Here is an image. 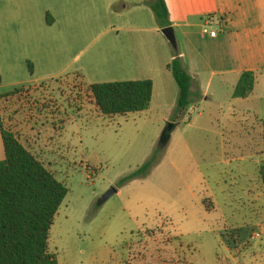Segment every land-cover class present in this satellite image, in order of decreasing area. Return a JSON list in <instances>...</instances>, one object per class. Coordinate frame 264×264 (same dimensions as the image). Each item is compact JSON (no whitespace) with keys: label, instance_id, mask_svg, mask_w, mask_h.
<instances>
[{"label":"rangeland","instance_id":"rangeland-1","mask_svg":"<svg viewBox=\"0 0 264 264\" xmlns=\"http://www.w3.org/2000/svg\"><path fill=\"white\" fill-rule=\"evenodd\" d=\"M206 10V34L252 24L264 44V0H214ZM41 87L2 101L0 122L68 189L49 232L56 264H264V78L253 98L212 90L178 119L162 110L106 117L78 82ZM24 106L63 127L21 138Z\"/></svg>","mask_w":264,"mask_h":264},{"label":"crops","instance_id":"crops-1","mask_svg":"<svg viewBox=\"0 0 264 264\" xmlns=\"http://www.w3.org/2000/svg\"><path fill=\"white\" fill-rule=\"evenodd\" d=\"M147 1L0 0V97L20 88L33 92L56 81L72 80L87 89L94 84L148 80L153 85L149 110L174 113L178 88L168 66L175 50ZM164 1L180 58L193 79L189 110L199 95L207 100L213 91L239 100L233 98V91L247 71L256 73L254 89L246 99L253 98L264 78L262 28L229 24L211 37L204 31L208 22L202 20L214 0ZM64 115L69 123L71 117ZM44 118L40 107L24 106L21 138L38 127L51 125L55 131L64 125L61 117Z\"/></svg>","mask_w":264,"mask_h":264},{"label":"trees","instance_id":"trees-1","mask_svg":"<svg viewBox=\"0 0 264 264\" xmlns=\"http://www.w3.org/2000/svg\"><path fill=\"white\" fill-rule=\"evenodd\" d=\"M146 5L160 29L170 26L164 0H148ZM168 68L178 88L173 114L178 119L192 105L193 79L178 49L173 52ZM29 71H32L31 65ZM255 82V72H243L233 98L249 97ZM152 89V82L148 80L94 84L87 88L94 107L106 117L149 110ZM22 92L21 88L14 89L0 100ZM0 135L4 151V159L0 161V264H56L55 256L49 252V232L68 189L1 122ZM151 162L122 181L145 174ZM259 175L264 188V166Z\"/></svg>","mask_w":264,"mask_h":264},{"label":"water","instance_id":"water-1","mask_svg":"<svg viewBox=\"0 0 264 264\" xmlns=\"http://www.w3.org/2000/svg\"><path fill=\"white\" fill-rule=\"evenodd\" d=\"M162 34L170 44V46L174 49L177 50V42H176V37L173 31V28L167 27L161 30ZM173 127L172 123H169L165 131L163 132L162 135V140L165 141L166 138L168 137V133L170 132L171 128ZM116 193L115 189H110L107 191L98 201L97 206L103 205L112 195Z\"/></svg>","mask_w":264,"mask_h":264},{"label":"built area","instance_id":"built-area-1","mask_svg":"<svg viewBox=\"0 0 264 264\" xmlns=\"http://www.w3.org/2000/svg\"><path fill=\"white\" fill-rule=\"evenodd\" d=\"M209 35H210L211 37H214V36L216 35V33H210ZM186 115H187V116H190V115H191V112H190L189 109H188ZM237 233H238V237H239L240 233H239V232H237ZM228 235L230 236L231 234H228ZM229 236H228V237H229ZM254 237H255V235L252 236V238H254ZM230 238H231V237H230Z\"/></svg>","mask_w":264,"mask_h":264}]
</instances>
